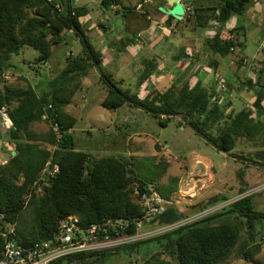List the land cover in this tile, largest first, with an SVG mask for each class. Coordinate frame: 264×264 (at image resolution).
Here are the masks:
<instances>
[{
    "label": "trees",
    "instance_id": "trees-1",
    "mask_svg": "<svg viewBox=\"0 0 264 264\" xmlns=\"http://www.w3.org/2000/svg\"><path fill=\"white\" fill-rule=\"evenodd\" d=\"M181 1L186 10L183 18L192 21L195 28H204L212 21L216 25L214 33L204 40L210 55V71L204 72L198 66L192 73L188 71L191 65L188 61L176 78L161 84L159 62L155 57H145L137 76L132 77L135 82L132 88L124 85V78H114L112 73L101 70L103 54L88 41L87 29L80 21L88 14L85 6L76 4L75 0H61L59 8L46 0H0V80L2 73L9 70L7 61L22 46L37 51L33 64L48 63L52 47L62 41L67 32L74 33L83 47L78 53L65 54V65L50 81V89L40 92L31 86L0 88V106L9 108L13 121L7 133L15 152L1 169L0 213L6 223L14 225L15 238L28 243L49 240L57 231L60 220L70 215L78 216L82 226L117 219L128 221V227L121 230L120 235L134 234L136 224L144 214L135 188L148 193L154 190L170 202L166 210L153 219L158 224H172L184 216L170 201V195L177 187L158 188V191L151 187V182L136 175L125 150L99 156L92 151L94 148L78 149L72 130L77 119L63 108L70 100L71 89L67 94L64 91L72 83L76 87L90 67L100 71L99 78L105 84L101 101L105 108L113 110L124 104L134 106L148 112L161 126L179 117L218 151L264 169V51L254 77L241 80L240 86L253 95L250 104L244 102L238 110L227 112L230 104L221 101L227 89L218 87L220 77H216L222 70L221 60L229 59L237 48L244 46L240 38L244 35V27L233 25L232 17L252 7L257 0ZM99 2L103 11L115 5L120 6L123 14L137 18L152 14L146 8L138 10L144 6V0L135 3L127 0L128 4L125 0ZM160 4L162 2L154 6L157 12ZM172 19L167 16V25ZM102 24H99L100 29L104 28ZM136 37V34L119 37L109 46L114 47L118 57L128 53L129 47L136 43ZM192 77H195L193 84ZM40 122L47 124L46 131L33 129V125ZM55 123L59 134L53 129ZM241 140L254 146V152L236 151ZM48 162L58 165V172L51 177L42 175ZM245 191L240 188L241 193ZM254 196V193L244 195L218 211L145 240L83 251L48 264H104L112 253L119 250L134 252L139 243L150 240L158 241L159 250L143 264H229L233 257L254 261V256L261 250V241H264V210L256 207ZM217 201L219 199L210 203ZM25 212H29V219L28 215L26 220L23 219L25 228L21 232L18 224ZM221 217L229 219L218 220ZM0 223L2 227L4 223ZM2 245L0 235V256Z\"/></svg>",
    "mask_w": 264,
    "mask_h": 264
},
{
    "label": "rangeland",
    "instance_id": "rangeland-1",
    "mask_svg": "<svg viewBox=\"0 0 264 264\" xmlns=\"http://www.w3.org/2000/svg\"><path fill=\"white\" fill-rule=\"evenodd\" d=\"M133 1L135 3L137 0ZM75 3L88 10L90 18H82L84 27L90 24L86 22L89 19L98 27L103 23L104 28H99V33L92 30L85 31V34L93 47L103 54L101 70L107 74L112 73L114 78H124V85L135 87L133 78L142 68V59L145 57H155L159 62L161 81L158 79L161 84L176 78L179 71L188 65V61L191 63L188 70L190 72H194L198 66L204 72L211 69L208 67L210 55L205 49L204 40L214 33L213 27L216 25L213 21L204 28H195L192 21L184 18L179 22L172 19L167 25L168 15L155 10L154 6L159 2L144 4L138 9L144 11L146 8L153 13L147 20L129 13L123 14L120 6L112 5L103 11L99 0H75ZM125 3L128 4L127 0ZM232 18L233 25H242L245 32L240 37L244 46L237 48L229 59L221 60L222 70L216 73V77H220L218 87L227 89L221 100L230 104L227 112L231 109L238 110L244 102L250 104L253 100V95L240 85L244 77H254L258 61L262 58L264 2L257 0L252 7ZM133 34L137 35L136 43L129 47L128 53L116 57L114 47L109 46L110 42ZM82 49L79 38L74 33L67 32L64 39L52 47L48 63L33 64L38 56L37 51L30 46H22L7 61L9 70L2 73L0 88L31 86L40 92L50 89V81L65 65V54H75ZM99 77L100 71L96 67H90L86 77L81 78L76 87L72 83L64 91L67 94L71 89L70 100L63 108L77 119L72 130L79 150L94 148L92 151L99 156L125 150L136 175L151 182V187L158 191V188L175 185L177 189L171 193L170 201L184 214L179 224L198 220L251 193L255 194L256 207L264 210L262 167L218 151L179 117L172 119L166 126H161L148 112L134 106L124 104L113 110L105 108L101 101L106 87ZM191 79L193 84L195 77ZM33 129L44 132L48 126L40 122L34 124ZM255 149L243 140L236 147V151L246 154ZM240 188H245L246 191L241 193ZM223 197L226 199L220 200ZM218 199L219 201L210 203ZM27 215L29 219V212L20 217L18 227L21 232L24 231L23 219L26 220ZM226 218L229 219L221 217L218 220ZM144 223L139 240L172 230H160L162 225L154 220ZM158 250V241L142 242L134 252L119 250L112 253L104 264H143L145 259ZM229 264H264V241H261V250L254 256V261L233 257Z\"/></svg>",
    "mask_w": 264,
    "mask_h": 264
},
{
    "label": "built area",
    "instance_id": "built-area-1",
    "mask_svg": "<svg viewBox=\"0 0 264 264\" xmlns=\"http://www.w3.org/2000/svg\"><path fill=\"white\" fill-rule=\"evenodd\" d=\"M46 1L58 8L61 4V0ZM12 126L13 121L9 114V108L5 105L0 106V175L1 169L15 154L7 133ZM53 129L55 133L59 134V127L56 123L53 124ZM56 172H58V165H52L48 162L42 171V175L51 177ZM134 192L144 207V214L137 222V230L134 234L120 235V231L126 230L128 227V221L123 222L121 219H117L82 226L78 216L70 215L60 220L58 229L51 239L28 243L14 237V225L6 223L3 220V214L0 213V222L4 223L2 227L0 225V235L3 238L0 264H48L75 253L113 248L121 244L138 241V238H141L138 236H141V228H143L144 222H149L161 215L170 202L161 198L154 190L148 193L146 191L139 192L135 188ZM179 223L178 221L162 225L159 229H175L183 225Z\"/></svg>",
    "mask_w": 264,
    "mask_h": 264
},
{
    "label": "water",
    "instance_id": "water-1",
    "mask_svg": "<svg viewBox=\"0 0 264 264\" xmlns=\"http://www.w3.org/2000/svg\"><path fill=\"white\" fill-rule=\"evenodd\" d=\"M158 10L165 15L172 16L175 20H182L186 13L181 0H164V2L158 6Z\"/></svg>",
    "mask_w": 264,
    "mask_h": 264
},
{
    "label": "crops",
    "instance_id": "crops-1",
    "mask_svg": "<svg viewBox=\"0 0 264 264\" xmlns=\"http://www.w3.org/2000/svg\"><path fill=\"white\" fill-rule=\"evenodd\" d=\"M144 3L145 4H152L151 2H150V0H144ZM140 7V4H138L137 5V9ZM153 14V13H152ZM151 16V15H150ZM150 16H147V18H145L146 20L147 19H149L150 18ZM86 17H88V18H90L89 17V14H86L85 16H83L82 18H86ZM82 18L80 19V21L82 22ZM86 22H89L90 24L89 25H87L88 27H86V31H92V30H97V32L99 33V27H98V25L96 24V23H94V22H92L91 21V19H89L88 21H86ZM83 25H84V23H83Z\"/></svg>",
    "mask_w": 264,
    "mask_h": 264
},
{
    "label": "flooded vegetation",
    "instance_id": "flooded-vegetation-1",
    "mask_svg": "<svg viewBox=\"0 0 264 264\" xmlns=\"http://www.w3.org/2000/svg\"><path fill=\"white\" fill-rule=\"evenodd\" d=\"M260 1H262V2H264V0H260ZM150 2L153 4V2H164V0H150ZM264 51V45H263V47H262V52Z\"/></svg>",
    "mask_w": 264,
    "mask_h": 264
}]
</instances>
